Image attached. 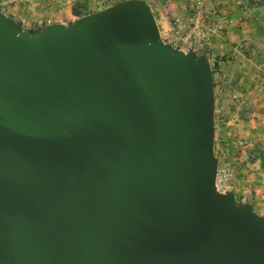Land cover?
I'll use <instances>...</instances> for the list:
<instances>
[{
    "label": "water",
    "instance_id": "1",
    "mask_svg": "<svg viewBox=\"0 0 264 264\" xmlns=\"http://www.w3.org/2000/svg\"><path fill=\"white\" fill-rule=\"evenodd\" d=\"M215 133L210 60L144 2L38 32L0 11V264H264Z\"/></svg>",
    "mask_w": 264,
    "mask_h": 264
},
{
    "label": "rangeland",
    "instance_id": "2",
    "mask_svg": "<svg viewBox=\"0 0 264 264\" xmlns=\"http://www.w3.org/2000/svg\"><path fill=\"white\" fill-rule=\"evenodd\" d=\"M67 1H71V4H67ZM67 1L0 0V11L8 17H13L11 19L24 31H32L38 23L45 26L57 20L66 21L65 3L73 7V12L76 8L79 18H82L91 13H98L99 10L103 11L122 0ZM139 1L149 6L157 20L160 33L166 40L167 31L174 21L189 18L198 0ZM229 1H232V9L229 4L224 3L225 0H209L207 6L221 9L223 15L230 18L233 16L231 12L241 7L236 4L240 0H227ZM58 4V9L52 11L53 6ZM254 7L258 8L256 5ZM263 12L253 11L246 17L248 19L244 20L246 25L233 24L231 28L216 34L211 38L209 49L200 55L208 57L213 70L216 128L214 149L219 160V169L229 175L237 199L245 198L246 204L253 208L255 206V212L262 217L264 169L261 162L250 155V151L256 145L264 143ZM243 27L245 30L257 29L259 32H237L238 29L243 30Z\"/></svg>",
    "mask_w": 264,
    "mask_h": 264
},
{
    "label": "built area",
    "instance_id": "3",
    "mask_svg": "<svg viewBox=\"0 0 264 264\" xmlns=\"http://www.w3.org/2000/svg\"><path fill=\"white\" fill-rule=\"evenodd\" d=\"M209 0H198L193 6V13L187 19H177L174 21L170 29L167 31V39H161L165 44H170L173 48L178 49L184 53L195 52L201 55L209 49L211 38L216 34L224 32L234 24V20L223 15L221 9L210 8L207 6ZM239 7H245L242 0L236 3ZM38 23L32 30L34 32L40 31L42 28L49 26ZM216 188L218 192L226 194L233 192L234 187L230 183L229 175L218 169L216 178ZM237 199V196H236ZM239 203L246 204V199H237Z\"/></svg>",
    "mask_w": 264,
    "mask_h": 264
},
{
    "label": "crops",
    "instance_id": "4",
    "mask_svg": "<svg viewBox=\"0 0 264 264\" xmlns=\"http://www.w3.org/2000/svg\"><path fill=\"white\" fill-rule=\"evenodd\" d=\"M67 1V0H66ZM122 1H126V0H122ZM122 1H119V2H117L116 4H118V3H120V2H122ZM226 2H224L225 4H229L230 5V8L232 9L233 7L231 6V3H232V1H229V2H227V0H225ZM251 1L252 0H243V2H244V4L246 5L245 7H241L239 10H234L233 12H231L232 13V15L233 16H230V18H233V20H234V25L236 24V25H238V24H241V25H246V22L244 21V20H247L248 18H246L247 16L249 17V15H250V13L251 12H255V11H264V4L262 5V6H258V8H253V5L251 4ZM257 2L258 1H261V0H256ZM263 1V0H262ZM67 4H71V1H67ZM66 3H65V5L67 6V7H65V15H66V21H62V20H57V21H53V22H51L50 23V25H53V24H63V25H71V24H73V23H75L78 19H80L79 18V16L77 15H75L74 14V12H73V7L72 6H68ZM116 4H113V5H110L109 7H106L105 9H108V8H110V7H112V6H114V5H116ZM58 6H59V4L58 5H54L53 6V8L51 9L52 11L53 10H57L58 9ZM105 9H103V10H105ZM235 9V8H234ZM99 11H102V10H99ZM98 11V12H99ZM264 13V12H263ZM92 14V13H91ZM86 16V15H85ZM10 18H13V17H11V16H9ZM84 17V16H83ZM241 21H243V23H241ZM245 27H243L242 29L243 30H241V29H238L237 30V32H239L240 33V31H242L240 34H244L245 32H248L249 31V33L250 34H252V32H254V33H258L259 32V30H257V29H251V30H245L244 29ZM254 36V35H253ZM254 210H256L255 209V206H254Z\"/></svg>",
    "mask_w": 264,
    "mask_h": 264
},
{
    "label": "trees",
    "instance_id": "5",
    "mask_svg": "<svg viewBox=\"0 0 264 264\" xmlns=\"http://www.w3.org/2000/svg\"><path fill=\"white\" fill-rule=\"evenodd\" d=\"M262 1V0H261ZM257 2L256 0H252L251 4L254 6H262L264 4V0L262 2ZM74 14L79 15L76 8H74ZM250 155L255 159H258L261 162V165L264 169V143L256 145L251 151Z\"/></svg>",
    "mask_w": 264,
    "mask_h": 264
}]
</instances>
